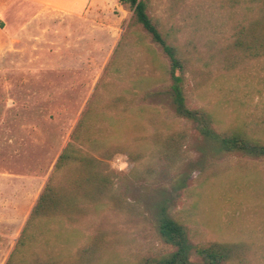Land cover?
<instances>
[{
  "label": "rangeland",
  "instance_id": "1",
  "mask_svg": "<svg viewBox=\"0 0 264 264\" xmlns=\"http://www.w3.org/2000/svg\"><path fill=\"white\" fill-rule=\"evenodd\" d=\"M47 1L76 10L69 0ZM150 2L149 15L187 63L188 106L208 111L217 131L264 142V57L232 48L236 25L249 20L252 9L224 10L219 0ZM47 10L0 0V264L27 225L28 251L60 264H142L146 256L164 257L175 251L154 224L165 201L193 245L246 243L252 247L246 263L264 264V157L216 156L194 124L176 117L169 61L128 6L100 0L79 23L52 8V18L38 25ZM33 63L36 69L27 70ZM80 123L82 139L101 130V148L115 153L111 197L82 199L77 212L30 222ZM184 128L188 136L174 154V168L150 174L163 150L156 137ZM182 174L183 189L177 183Z\"/></svg>",
  "mask_w": 264,
  "mask_h": 264
},
{
  "label": "trees",
  "instance_id": "2",
  "mask_svg": "<svg viewBox=\"0 0 264 264\" xmlns=\"http://www.w3.org/2000/svg\"><path fill=\"white\" fill-rule=\"evenodd\" d=\"M119 2L134 12L136 24L142 26L153 42L161 47L169 61L168 74L171 82L169 96L176 117L194 124L196 130L214 145L213 154L216 156L223 153H241L264 157L262 140L241 131H217L208 111L192 109L188 106L187 63L179 57L177 47L168 42L160 29L159 22L149 15L150 0H119ZM219 6L229 11L252 9L250 19L240 21L236 25L232 48L252 59L264 57V0H219ZM81 125L82 123L72 135L73 143L69 142L59 157L55 171L32 212L30 222L77 212L80 210L79 202L82 199L93 202L104 201L111 197L115 189L116 173L110 169L109 161L115 153L111 148H101L100 145L104 140L101 130L92 133L91 137L82 139ZM187 136L188 130L184 128L172 135L160 134L156 137L163 150L157 157L158 167L152 169L150 174H155L157 168H174V154L184 147ZM85 145L90 147L91 152L80 148ZM210 164H207L204 172ZM74 174H77V178H74ZM186 182V177L183 174L179 175L178 186L182 189L186 188ZM168 203L165 201L160 204L154 224L161 238L174 247L175 251L164 257L146 256L142 264H193V259L196 257L201 258L202 264H231L233 261L247 264L246 260L252 252V247L246 243L215 242L208 245H193L189 230L184 223L172 216ZM29 227L31 225H27L24 229L6 264H60L53 258H44L38 252L28 251L26 236ZM90 250L93 251L94 248L90 247ZM83 251L85 252V249L81 250Z\"/></svg>",
  "mask_w": 264,
  "mask_h": 264
},
{
  "label": "crops",
  "instance_id": "3",
  "mask_svg": "<svg viewBox=\"0 0 264 264\" xmlns=\"http://www.w3.org/2000/svg\"><path fill=\"white\" fill-rule=\"evenodd\" d=\"M24 1L34 3V4H36V6H38L41 9H44V10L48 9L45 14H43V15L41 14L37 17L36 23L38 25H40L39 23L42 22L45 18L47 20L49 18H52L51 17V14H52L51 9L52 8L55 12L60 13V15L62 17H59V18L68 19L71 22H78L79 23V22L85 20L86 15L90 14L91 7L98 6V4L100 3V0H69V4H67V5L72 6V9L74 7H76V10L68 11L67 9L62 8V7H64V5L62 3H58V2H49L47 0H24ZM115 1H117V0H115ZM55 3H57V4H55ZM78 4H80V6ZM51 20L53 21V19H51ZM27 26H28V24L27 25L25 24L20 32H22L25 28H27ZM35 44H34V46H35ZM26 69L27 70L36 69V63L26 65Z\"/></svg>",
  "mask_w": 264,
  "mask_h": 264
}]
</instances>
